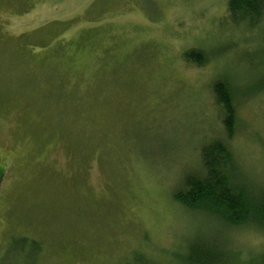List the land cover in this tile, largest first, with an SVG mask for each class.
<instances>
[{"label":"rangeland","instance_id":"rangeland-1","mask_svg":"<svg viewBox=\"0 0 264 264\" xmlns=\"http://www.w3.org/2000/svg\"><path fill=\"white\" fill-rule=\"evenodd\" d=\"M229 1L0 0V264H189L192 243L264 264L263 230L174 197L226 138L217 80L264 191V3L251 26Z\"/></svg>","mask_w":264,"mask_h":264},{"label":"trees","instance_id":"trees-1","mask_svg":"<svg viewBox=\"0 0 264 264\" xmlns=\"http://www.w3.org/2000/svg\"><path fill=\"white\" fill-rule=\"evenodd\" d=\"M263 3L264 0H230V18L237 25H255ZM184 56L197 65L208 61V56L199 50L187 51ZM212 91L226 138L215 137L202 146L201 172L186 173L174 197L185 207L209 214L228 227L254 226L264 231V191L245 179L230 146L238 127L236 93L227 80H217ZM21 240L30 241L33 249L38 248L35 240ZM221 258L219 251L192 243L187 259L189 264H222Z\"/></svg>","mask_w":264,"mask_h":264}]
</instances>
